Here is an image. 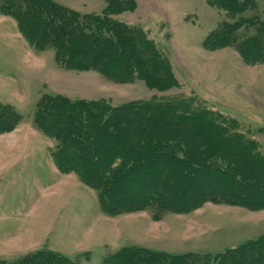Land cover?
Returning a JSON list of instances; mask_svg holds the SVG:
<instances>
[{
	"label": "rangeland",
	"instance_id": "obj_1",
	"mask_svg": "<svg viewBox=\"0 0 264 264\" xmlns=\"http://www.w3.org/2000/svg\"><path fill=\"white\" fill-rule=\"evenodd\" d=\"M2 1L0 101L23 118L0 133V261L54 251L79 264H110L112 254L129 246L210 261L264 254L258 203L211 196L184 212L150 206L109 214L96 188L57 166L51 151L58 140L34 121L46 94L127 107L129 118L142 114L144 127L128 125L120 140L142 135L149 121L159 133L152 141L174 136L187 148L201 143L198 151L207 148L217 164L264 193V0H249L255 5L237 15L210 0H53L111 20L114 38L124 39L129 51L143 50V65L136 62L126 81L62 66L54 47L31 44L17 19L1 10ZM219 27L231 40L212 48L208 38ZM257 36L261 49L247 56L246 41ZM137 59L131 55L132 65Z\"/></svg>",
	"mask_w": 264,
	"mask_h": 264
},
{
	"label": "trees",
	"instance_id": "obj_2",
	"mask_svg": "<svg viewBox=\"0 0 264 264\" xmlns=\"http://www.w3.org/2000/svg\"><path fill=\"white\" fill-rule=\"evenodd\" d=\"M210 2L234 15L242 12L244 7L255 5L249 0ZM1 10L17 19L33 46L38 49L54 47L56 57L64 67L97 69L111 78L126 81L134 74L136 62H142L140 53L143 50L137 45L133 48L135 52L127 50L124 39L114 38L116 25L107 18L82 15L53 0H4ZM105 25L109 30L104 29ZM230 40L228 33L219 27L210 35L207 45L210 46L209 41L213 42L214 48L218 42L224 44ZM260 42L259 36L248 39L243 52L247 56L257 53L261 49ZM135 53L138 59L132 65L130 57ZM128 110L127 107L111 108L96 101L46 94L34 114L36 125L58 140L51 151L57 166L63 171L77 172L85 183L96 188L106 212L116 214L150 206L160 212H184L199 207L211 196L264 206V193L255 192L258 190L250 187V181L240 178L229 165L217 164L207 148L198 151L201 143L187 148L188 143L174 136L172 141H152L159 133L149 121L142 135L138 133L135 139L120 140L129 132L128 125L132 127L134 122L138 126L144 125L141 113L129 118ZM22 118L13 105L0 101V133L14 130ZM163 130L165 133V128ZM233 178L244 182L241 189L231 185ZM244 189L249 193H244ZM189 256H167L129 246L119 249L107 261L110 264H264L261 253H256L254 260H246L242 254L229 261L224 259L226 255L212 258L217 259L212 261L208 259L209 255L204 256V260ZM0 264L79 263L60 252L38 251L18 261H0Z\"/></svg>",
	"mask_w": 264,
	"mask_h": 264
}]
</instances>
